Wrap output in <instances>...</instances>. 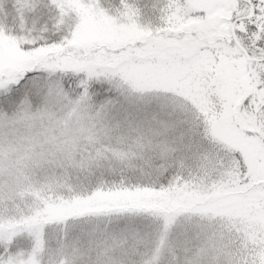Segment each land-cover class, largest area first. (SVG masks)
Returning <instances> with one entry per match:
<instances>
[{"label": "snow or ice", "instance_id": "obj_1", "mask_svg": "<svg viewBox=\"0 0 264 264\" xmlns=\"http://www.w3.org/2000/svg\"><path fill=\"white\" fill-rule=\"evenodd\" d=\"M0 264H264V0H0Z\"/></svg>", "mask_w": 264, "mask_h": 264}]
</instances>
